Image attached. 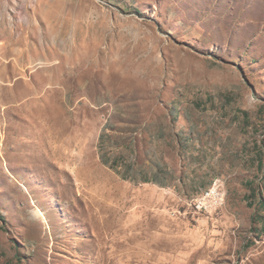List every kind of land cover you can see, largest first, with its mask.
<instances>
[{
    "label": "rangeland",
    "instance_id": "rangeland-1",
    "mask_svg": "<svg viewBox=\"0 0 264 264\" xmlns=\"http://www.w3.org/2000/svg\"><path fill=\"white\" fill-rule=\"evenodd\" d=\"M263 199L264 0H0V264H264Z\"/></svg>",
    "mask_w": 264,
    "mask_h": 264
},
{
    "label": "bare ground",
    "instance_id": "bare-ground-1",
    "mask_svg": "<svg viewBox=\"0 0 264 264\" xmlns=\"http://www.w3.org/2000/svg\"><path fill=\"white\" fill-rule=\"evenodd\" d=\"M212 189H221L222 197H218L214 204V210L218 209L225 201L226 191L224 188V182L221 179L219 182L212 183ZM196 198L191 199L190 205L196 213L206 212V207L199 206L198 203H205V195H197V201H193Z\"/></svg>",
    "mask_w": 264,
    "mask_h": 264
},
{
    "label": "built area",
    "instance_id": "built-area-1",
    "mask_svg": "<svg viewBox=\"0 0 264 264\" xmlns=\"http://www.w3.org/2000/svg\"><path fill=\"white\" fill-rule=\"evenodd\" d=\"M221 180V177H215L212 182H219ZM198 195H205V203H198L199 206L206 207V212H210L214 210V204L217 201L218 197H222L221 189H212V183L211 185L203 190V192H200ZM193 201H197V195L196 198Z\"/></svg>",
    "mask_w": 264,
    "mask_h": 264
},
{
    "label": "trees",
    "instance_id": "trees-1",
    "mask_svg": "<svg viewBox=\"0 0 264 264\" xmlns=\"http://www.w3.org/2000/svg\"><path fill=\"white\" fill-rule=\"evenodd\" d=\"M261 162H262V160L259 161V164H260V165H261ZM127 166H130V165L127 164L126 167H127ZM0 218H3V216L0 215Z\"/></svg>",
    "mask_w": 264,
    "mask_h": 264
},
{
    "label": "crops",
    "instance_id": "crops-1",
    "mask_svg": "<svg viewBox=\"0 0 264 264\" xmlns=\"http://www.w3.org/2000/svg\"><path fill=\"white\" fill-rule=\"evenodd\" d=\"M263 202H264V199H263ZM263 202H262V204H263ZM263 214H264V211H263ZM262 219L264 220V215H263Z\"/></svg>",
    "mask_w": 264,
    "mask_h": 264
}]
</instances>
